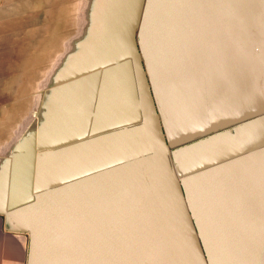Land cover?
Here are the masks:
<instances>
[{
    "label": "water",
    "instance_id": "water-1",
    "mask_svg": "<svg viewBox=\"0 0 264 264\" xmlns=\"http://www.w3.org/2000/svg\"><path fill=\"white\" fill-rule=\"evenodd\" d=\"M98 2L106 7L97 8L101 27L91 36L106 55L65 81L92 82L94 113L112 78L127 88L117 120L104 133L92 124L80 142L85 160L70 172L47 162L41 173L42 158L66 149L35 151L41 223L28 264H264V0H127L119 9L116 1ZM110 5L116 9L108 16ZM182 80L183 112L191 117L183 113V138L174 142L163 101L169 89L179 104ZM204 97L212 99L210 118L189 100ZM204 136L190 150L235 141L239 153L218 163L251 165L204 184L197 167L210 158L198 156L189 180L172 149Z\"/></svg>",
    "mask_w": 264,
    "mask_h": 264
},
{
    "label": "crops",
    "instance_id": "crops-1",
    "mask_svg": "<svg viewBox=\"0 0 264 264\" xmlns=\"http://www.w3.org/2000/svg\"><path fill=\"white\" fill-rule=\"evenodd\" d=\"M70 17L72 16L65 17V19L69 18L68 20L74 24L75 19ZM260 21H264V16H260ZM66 27L62 26L63 30L55 35L56 38L75 35L70 29L71 27L67 30ZM38 51H36L34 59L24 62L25 67L30 66L28 87L18 90L14 107L4 111L0 110V264H28L29 245L41 223V217L38 214L39 207L33 200L32 190L34 178L37 180L34 172L35 151L66 149V154L57 152L42 158L41 173H48L45 168L47 162H51L55 168L66 165L70 172L72 166L85 160L83 154L86 145L80 142L85 141L89 134L88 130L94 125V130L96 127L101 133L107 132L105 127H109L114 120H117V116H115L118 113L117 107L127 88V84L122 80L112 78L114 83L107 86L110 90L106 92V88V93L103 92L100 96L101 102L98 109L95 110L96 112H92L93 108L89 111L91 101L89 92L92 82L84 81L75 84V81L71 83H66L65 80L59 81L62 74L60 73L61 69L62 76L67 71L75 70V59L68 58L65 62L67 66L60 67L59 55L64 53L60 43L56 46L51 44ZM55 61L58 62H56L57 65L54 64ZM207 65L206 67L215 69L214 65ZM258 66L264 68V47L258 59ZM44 71L46 73L52 71L50 78L53 81L49 84L51 87L46 93L43 91ZM183 82L184 80L180 82L182 88L178 92L181 96L179 104L177 101H173L174 92L168 91L169 89L166 90L168 93L163 101L166 123L170 128L169 132L174 142L183 138V113H185L183 112ZM213 83L219 84L220 81L214 79ZM206 85H208L207 82ZM31 87L33 88L31 89ZM114 94L118 95L117 99L114 98ZM207 94L211 95L210 92ZM206 99L207 97L202 100L194 98L189 100L200 102L203 112L207 113L205 109L212 110L213 106L209 104L212 99ZM246 110L244 108L243 113ZM89 113L97 116L90 117ZM206 115L208 116V113ZM189 117H191L190 112H186L184 118ZM210 125V123L207 124V126ZM231 129L232 127L228 128L232 132ZM207 137L209 136L172 149L176 151L175 160L178 161L181 171L189 172L187 174L189 180L193 177L192 171L196 169L194 165L200 159L198 156L209 154L210 158L197 167L202 172L201 174H205L201 179L204 184L214 176L217 177L221 172L229 170L228 172L238 173L245 169L243 167L248 168L251 165V162L248 163L245 160H231L229 164H225L227 167L218 163V160L225 159L227 156H236L239 153L240 145L235 141L220 144L216 142L213 148L207 146L203 149L190 150L196 142ZM212 168H214L213 171L210 170ZM59 170L53 169L52 172H55L57 176ZM218 179L216 178V180ZM39 180L45 181L44 178H39Z\"/></svg>",
    "mask_w": 264,
    "mask_h": 264
},
{
    "label": "rangeland",
    "instance_id": "rangeland-1",
    "mask_svg": "<svg viewBox=\"0 0 264 264\" xmlns=\"http://www.w3.org/2000/svg\"><path fill=\"white\" fill-rule=\"evenodd\" d=\"M98 1L0 0V110L4 111L14 107L18 90L28 87L30 66L25 67L24 62L34 59L36 51L39 52L38 50L42 48L45 49L51 44L56 46L60 43L64 51L63 54L59 55L60 67L67 66L65 62L68 58L70 60L71 58L75 59V71H67L62 76L63 71L61 69L60 73L62 74L59 81L65 80L69 73L71 76L78 77L86 72L85 68L100 64V57L104 58L106 54H100L96 44H93L95 35L91 36L93 26V32L101 27V22L95 23L97 8L100 11L102 7H106L104 4L97 5ZM110 1L112 2V0ZM115 1L119 5L118 9L127 6V0H113L114 5H116ZM115 9L116 7L108 6V16H111ZM70 15L72 16L71 19H75L74 24L68 20L69 18L65 19ZM63 25L64 27L67 26L66 30L71 27L70 29L75 35L56 38L55 35L63 30ZM108 27L112 31L110 23H108ZM169 34H171L170 31ZM110 39L106 38L104 41L109 40L110 42ZM38 55L40 54L38 53ZM56 62H54L55 65L58 63ZM51 73L52 71L49 73L44 71L43 91L45 93L51 87L49 84L53 83L50 78ZM202 235V233H198L196 236L201 243ZM199 246L202 254H204L203 246ZM208 247L211 248L212 246Z\"/></svg>",
    "mask_w": 264,
    "mask_h": 264
}]
</instances>
